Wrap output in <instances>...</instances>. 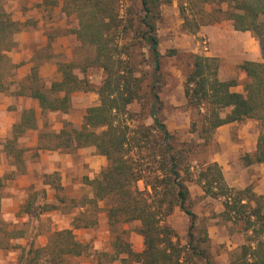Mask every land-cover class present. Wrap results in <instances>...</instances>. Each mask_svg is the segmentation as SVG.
I'll return each mask as SVG.
<instances>
[{"label": "trees", "instance_id": "1", "mask_svg": "<svg viewBox=\"0 0 264 264\" xmlns=\"http://www.w3.org/2000/svg\"><path fill=\"white\" fill-rule=\"evenodd\" d=\"M122 1L125 0H64L63 13L76 21L72 32L83 45L94 48L93 64L103 70L105 77L96 89L100 103L87 109L82 127L78 129L66 122L58 133L48 135V142L39 149L75 153L94 147L98 155L107 158L108 166L90 182L93 197L80 206L83 211L73 219L74 229L54 230L44 245H30L18 264H76L88 247L78 240L74 230L96 225L91 212L95 208L98 212L100 202H105L113 253H95L96 264H216L205 247L208 234L195 235L197 215L189 206V183L198 146L181 143L168 130L160 118L161 101L156 87H152L151 124L135 119L130 111L133 104L146 98L142 69L146 61L152 67L154 80L160 81L164 55L157 23L163 7L172 0ZM179 10L182 28L191 34L222 22L230 23L235 31L251 32L262 56V62L246 61L240 66L247 77L244 92L240 93L233 90L238 85L235 79L219 78L217 58L193 55L184 95L187 106L201 118L192 122V132L204 140L202 147L219 127L228 123L253 119L261 122L264 129V0H180ZM23 28L0 2V96L13 83L17 65L8 54L16 48L14 37ZM59 68L62 80L53 82L48 90L36 86L34 71L26 81L29 85H22L18 95L26 96L28 90L27 96L38 101L43 113H67L72 95L88 91L91 86L74 73L72 65L60 64ZM228 108L230 114L222 117ZM37 128L36 111L24 110L6 148ZM244 161L246 165L264 163V134L258 138L255 153L246 155ZM198 162V183L204 194L222 199L224 219L241 223L242 232L250 233L247 243L232 255L230 264H264L263 197L250 187L238 190L228 186L218 163ZM176 209L190 220L185 247L168 224ZM135 222L140 223L137 231L144 239L140 253L133 250L127 231L122 228ZM19 237L21 234L14 233L0 237V248L7 249L6 242Z\"/></svg>", "mask_w": 264, "mask_h": 264}, {"label": "rangeland", "instance_id": "2", "mask_svg": "<svg viewBox=\"0 0 264 264\" xmlns=\"http://www.w3.org/2000/svg\"><path fill=\"white\" fill-rule=\"evenodd\" d=\"M125 1L122 3L125 4ZM0 2L13 20L24 25L23 30L18 34L31 30L37 34L36 45L32 47L34 66L28 68V75L21 79L19 70L26 65V61L23 60L22 64L20 63L14 70L10 89L0 96V106L7 105L4 101L6 99L14 101L8 109L2 108L0 116H4L6 109L11 112H21L20 119L25 109L32 108L41 111L37 113V122L40 127L32 130V133H25L16 141H12L7 148L6 143L12 138L6 141L0 140V237L12 233L21 234V237L9 239L6 242L9 243L7 249L0 248V264H18L30 245L33 244L35 247L44 245L48 235L54 230H58L56 226L55 228L53 226L54 218L59 217L60 219L57 221H60L61 226L64 227L83 211L80 206L93 197V188L90 182L99 178L101 172L108 166L107 158L98 155L94 147L82 148L75 153L58 150L59 160H54V165H50L52 160L49 161V156L46 157L44 163L42 162V156L48 155L52 150L39 149L41 145L48 142L46 137L58 133L66 122H70L73 127L78 129L82 127L87 109L100 103L96 89L102 84L105 74L100 67L93 64L94 48L83 45L72 32L76 28V21L73 17H67L63 13L64 0H0ZM179 4L180 0H172L171 4L165 5L161 19L157 23L160 50L164 55L160 81L154 80L152 67L146 61L142 67L145 73L144 93L146 98L142 103L133 104L130 111L135 114V119H144L142 122L151 124L152 87H156L161 101L160 118L167 124L168 130L181 143L187 142L198 146L194 150L197 160L194 164L195 168L191 171L192 182L189 183L191 192L189 206L197 215L195 235L200 237L207 233L209 242L205 247L211 259L216 264H230L232 255L247 243L250 233L242 232L241 223L235 224L224 219L225 207L222 199H213L204 194L198 183L200 167L198 161L212 162L215 156L222 154L233 145L219 141L216 131L212 140L202 147L204 140L199 139L198 134L192 132V122L201 118L196 111L187 106L184 84L186 76L193 67V55L206 56V50L202 44L197 45L202 37L191 34L182 28L183 21ZM224 25L229 26L233 31L230 23ZM237 35L252 37L249 39V47L252 51L251 60L252 62H262L258 41L252 33L250 36V34L231 32L227 39L218 41L216 50L220 54L224 51L228 56H240L241 54L235 46L238 40ZM194 36L196 37L194 38ZM196 48H198V52L193 53ZM207 49V52L211 50L209 45ZM166 53H170L169 56H166ZM214 58H217L219 64V78L224 81L235 79L238 85L233 90L243 93L247 77L240 70L242 64L230 65L227 58L220 55ZM245 61L242 59V62ZM60 64L72 65L74 73L81 79H85L91 86L88 91H79L72 95L71 108L67 113H43L38 101L27 96L28 90H26V96L18 95L23 89L22 85H29V82L26 83V81L34 74V71H37L36 86L46 90L51 87L53 82L61 81ZM223 112L225 115L228 110ZM242 124H250L251 129L258 136L257 138L264 134L261 122L257 120H245L240 122V125ZM13 133L14 129L12 136ZM232 142L237 147L243 143L240 144V139L235 137ZM60 160L65 163L64 166ZM24 175L28 178L24 183L30 182L31 186H25L18 190L15 181ZM140 188L143 189L142 184H140ZM9 200L11 203L14 200L20 202L18 211H14L11 203L7 204ZM98 207V212L96 208L95 212H91V215L96 218V225L88 229L81 228L76 233L78 240L88 247L86 254L77 259L76 264H96L95 253H113V235L104 210L105 202H100ZM3 209L7 213H4ZM48 213L49 216H47ZM168 224L177 233L180 244L184 247L187 246L190 224L188 216L180 209H176L168 219ZM139 225V222H135L122 227L127 231L132 248L137 253L144 249V239L137 231ZM103 263H105L104 259ZM112 264H119V262Z\"/></svg>", "mask_w": 264, "mask_h": 264}, {"label": "crops", "instance_id": "3", "mask_svg": "<svg viewBox=\"0 0 264 264\" xmlns=\"http://www.w3.org/2000/svg\"><path fill=\"white\" fill-rule=\"evenodd\" d=\"M30 14V13H29ZM27 14V16H29ZM224 24H228L227 22H222L215 24L214 26L204 27L200 32L196 34L198 37H202L201 41L197 43L198 46H200L205 39L208 42L209 48L211 49L209 52H206V56L208 57H218L219 55L222 57L227 58L228 62H230V65H237V64H243L242 59H245L246 61H252L251 59V50H250V42L249 39L252 37L248 36H236L238 38L237 42L235 43V46L237 47L240 56H228L224 53V51L221 52V54L216 50V45L219 40H225L227 39L228 35L231 34V32L235 34H250L251 32H238L235 31L233 28V31L231 28L226 27ZM38 25V24H36ZM231 26V25H230ZM20 35V36H19ZM36 32H33L32 30L29 32H22L20 34H17L14 39L17 44L16 48L9 52V57L13 64L19 65L23 60L26 61V65L23 66L21 70H19V77L25 78L29 71H27L28 68H31L34 66V59L33 58V50L32 47L36 45ZM194 36V38L196 37ZM251 41V40H250ZM198 48L194 49L193 53H197ZM245 61V62H246ZM22 64V63H21ZM241 66V65H240ZM241 70V68H240ZM236 92H239L236 90ZM22 98V97H19ZM5 103H7L6 106L1 105L0 111L2 108H7L9 105L13 104L14 101L12 99H6L4 100ZM5 111L4 116H0V140L6 141L7 139L12 138V132L14 129V126L20 122L21 112H11V111ZM27 110V109H25ZM228 110V113L225 115L222 112V117H226L228 114H230V109ZM36 114L38 112H41L40 109H35ZM224 111V110H223ZM38 124V122H37ZM38 127L40 125L38 124ZM250 124H242L240 125V122H234V123H228L226 125H223L219 127L216 131V135L218 140L221 142L224 141L229 145H233L229 147L226 151H224L222 154H218V156L214 157V160L212 162L218 163V165L221 167L225 182L228 186L235 188V189H245L247 187H250L252 191L258 195L262 196L264 198V163L261 164H251L246 165L244 161V157L246 155H253L257 148V142H258V136L257 134L251 129ZM215 131V132H216ZM26 133H32V130L27 131ZM215 134V133H214ZM240 139L241 146L237 147L234 142H232L233 138ZM241 140H244L241 142ZM248 140V141H247ZM250 140V141H249ZM37 143V139L35 140ZM81 152V151H80ZM50 154V155H49ZM49 154L43 155V163L46 160V157L49 156L50 165H54V160H59V151H50ZM48 161V162H49ZM61 161V160H60ZM63 162V161H61ZM65 163L63 162V166ZM58 170V169H57ZM19 178V177H18ZM26 180H28L27 176H22L21 179H18L15 181V186L18 190L20 188H23L25 186H31V183H24ZM46 187V186H45ZM11 203L9 200L7 204ZM20 202L17 200H14L11 205L12 208H14V211H18V205ZM16 206V210H15ZM4 213H7L5 209H3ZM49 216V213L48 215ZM57 219H60L59 217L53 219V226L58 228V230L63 229H74L73 226V220L71 223H69L67 226L62 227L61 222L57 221ZM58 225V226H57ZM80 229H75L74 233L76 234Z\"/></svg>", "mask_w": 264, "mask_h": 264}, {"label": "built area", "instance_id": "4", "mask_svg": "<svg viewBox=\"0 0 264 264\" xmlns=\"http://www.w3.org/2000/svg\"><path fill=\"white\" fill-rule=\"evenodd\" d=\"M202 46L204 47V49L206 50V52L208 51V42L204 39L202 42Z\"/></svg>", "mask_w": 264, "mask_h": 264}]
</instances>
